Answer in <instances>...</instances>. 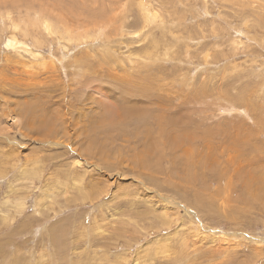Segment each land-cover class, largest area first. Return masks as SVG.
Masks as SVG:
<instances>
[{"label":"rangeland","instance_id":"rangeland-1","mask_svg":"<svg viewBox=\"0 0 264 264\" xmlns=\"http://www.w3.org/2000/svg\"><path fill=\"white\" fill-rule=\"evenodd\" d=\"M0 264H264V0H0Z\"/></svg>","mask_w":264,"mask_h":264},{"label":"bare ground","instance_id":"bare-ground-1","mask_svg":"<svg viewBox=\"0 0 264 264\" xmlns=\"http://www.w3.org/2000/svg\"><path fill=\"white\" fill-rule=\"evenodd\" d=\"M146 14H147V16H149V17H151L153 14H152V12L149 10V9H147L146 10ZM62 23V22H61ZM69 23V22H68ZM71 23V22H70ZM69 23V24H70ZM43 25H44V27H45V29L50 33V34H52L53 33V31H54V26H53V24L50 22V21H48V20H45L44 21V23H43ZM71 25V24H70ZM70 25H68V24H66L65 22H63L62 24H59V32L61 33V34H63V35H65V36H68V37H72L74 34V30L72 29V27H70ZM145 27V26H144ZM92 32V31H91ZM137 34V33H136ZM82 37H85V34L84 33H82ZM6 45L8 46V47H10V48H14L15 49V51H19V49L20 48H22L23 50H24V52H28L30 55H31V60L32 61H34V62H37V61H40V62H44V61H42V58H41V54L39 53V52H37V51H35L34 49H29L28 48V43L27 42H25V41H23V40H21L20 38H19V36H18V32L17 31H14V32H12V34L11 35H9L8 36V39L6 40ZM17 51V52H18ZM20 53V52H19ZM21 54V53H20ZM44 64V63H43ZM28 65V64H27ZM26 65V66H27ZM31 65H33V64H31ZM31 65H29L30 67H31ZM35 65H38V64H35ZM26 68V67H25ZM115 78V77H114ZM118 78V77H117ZM21 81V80H20ZM32 81V80H31ZM116 81H117V79H116ZM30 83V82H29ZM33 83V82H32ZM134 87L133 86H129V87H126V88H121L120 89V97H117V99L119 100V99H121L122 97H127V98H130L129 96H126V95H132V96H138V95H140V97L138 96V97H136V98H138V99H140L141 97H142V95H145L146 94V91L143 89V88H141V89H133ZM137 88V87H136ZM137 91V92H136ZM141 93V94H140ZM122 99H124V98H122ZM127 102V101H126ZM18 103V102H17ZM16 103V104H17ZM55 103H57V102H55ZM128 104V103H127ZM18 105V104H17ZM37 106V105H36ZM60 106H62V104H60ZM130 107L132 108L128 113L127 112H125V113H121L120 112V110H116V121H118V122H116L115 123V125H114V127H113V129H116V128H118V126H120V124H127L128 122H132L134 125H135V127L137 126H141V124L142 125H147V124H150L151 125V120L150 119H146V116H148L149 114H148V112L146 111V110H143L142 108H140V107H138V106H136V105H130ZM42 108V107H41ZM70 108L69 107H67L66 108V111H63L62 110V108H58V112H59V115H60V117H61V119H62V125H63V127L66 129V133H67V131H68V129H69V125H68V122L70 121V114L68 113L70 110H69ZM132 110H134V111H132ZM27 113H29V109H27V110H25ZM63 111V112H62ZM23 112V111H22ZM47 112H49V111H47ZM56 112V111H55ZM54 112V113H55ZM60 112H62V113H60ZM32 115V114H31ZM54 115V114H53ZM80 115H83L82 113H80L79 114V116L78 117H80ZM46 116H49L48 115V113H46L45 115H44V118L46 117ZM35 117H36V115H35ZM35 117H27L26 118V123H25V125H30V123H33V127H29V129H31V131L32 132H34V133H38L39 134V132H41L40 130L42 129V127H44L43 125H41V124H38V126H36V118ZM177 118V115H174V117H167V119H166V121L167 120H169V125H171V129H173V130H175L176 132H177V135H175V136H169L168 134H167V136L166 135H160V136H158L156 139L159 141V140H161L160 142H161V146H162V151L164 152V154H166V150L168 149V148H171V147H173V145H175V144H177V149H179V148H181L180 149V151H183V150H186L187 148H184L183 149V146L185 145V144H187V139H185V137H187V138H189V140H192L193 139V137L195 136L194 134H195V132H193V131H190L189 129H188V127L186 126V125H183V124H181L180 123V120L179 119H176ZM159 119H160V121L162 120V116L161 115H159ZM148 120V121H147ZM47 121V120H46ZM151 121V122H150ZM44 122V121H43ZM50 122V121H49ZM47 123V122H46ZM160 124H161V127H160ZM162 126H163V123H159V130H161L162 129ZM36 127H38V128H36ZM136 129L137 128H135V131H134V134L136 133ZM35 130H37V131H35ZM147 130H149L148 131V133L146 132L145 133V136L148 138L147 140H146V145H147V143H148V145H149V150H148V148H146V152L148 153L149 151H152L154 148H155V144L153 143V138L150 136V127L149 128H147ZM188 131H190V132H188ZM161 132H163V130L161 131ZM183 132H185V137H182V133ZM202 132V131H201ZM48 133V134H47ZM188 133L190 134V136L188 135ZM203 133V132H202ZM206 133V132H205ZM204 133V134H205ZM210 133L211 132H208V134H207V136H209L210 135ZM46 134L48 135V136H50V135H52L51 134V132L50 131H47L46 132ZM206 134L205 135H203V136H205V138H206ZM187 135V136H186ZM211 136V135H210ZM134 138L136 139V140H139L140 138L138 137V138H136L135 137V135H134ZM160 138V139H159ZM227 138V137H226ZM204 140V139H203ZM208 140V139H207ZM49 142H54L56 145H62V146H66V147H68L69 149L67 150V151H65V153H68L69 151H71V155H79V150H78V148L77 147H75V146H73V145H71V143H67V142H65V141H59V140H50ZM211 141H209V143H210ZM190 145H192V144H190ZM186 147H187V145H186ZM183 153V152H182ZM69 154V155H70ZM92 157H98L97 156V152H96V154L95 155H92ZM250 157V156H249ZM210 159V158H209ZM194 161V160H193ZM145 163V162H144ZM194 164V163H193ZM72 165H74V164H72ZM164 165V164H163ZM109 167V169L112 171V170H115V169H117V167H114V166H108ZM82 168V167H81ZM161 168V170H162V167H160ZM80 169V166L79 165H77V166H70L69 168H66V171H68L66 174H72V172L71 171H74L75 173L76 172H78V171H80L79 170ZM71 170V171H70ZM245 172V171H244ZM62 173H64V172H62ZM62 173H61V175H62ZM65 174V173H64ZM146 174V173H145ZM247 175V174H246ZM64 176H66V175H64ZM73 177V176H72ZM78 180V179H77ZM258 180V179H257ZM78 181H80V180H78ZM261 182V181H260ZM263 182V181H262ZM247 187V186H246ZM259 187V186H258ZM248 188V187H247ZM260 188V187H259ZM261 195H262V193H261ZM50 197V194L49 193H47L46 194V196H45V199L47 198H49ZM169 202V201H168ZM16 207H18V208H20V209H24V207H25V202L24 201H17L16 202V205H15ZM165 206V205H164ZM165 209V211L166 212H168V210L171 208V206H168L167 204H166V206L164 207ZM170 211V210H169ZM139 256V255H138Z\"/></svg>","mask_w":264,"mask_h":264}]
</instances>
